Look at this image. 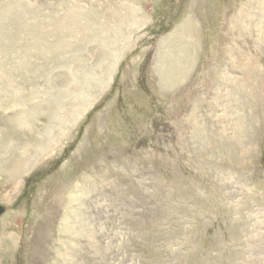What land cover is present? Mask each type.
<instances>
[{
	"label": "rangeland",
	"instance_id": "rangeland-1",
	"mask_svg": "<svg viewBox=\"0 0 264 264\" xmlns=\"http://www.w3.org/2000/svg\"><path fill=\"white\" fill-rule=\"evenodd\" d=\"M0 264H264V0H0Z\"/></svg>",
	"mask_w": 264,
	"mask_h": 264
},
{
	"label": "water",
	"instance_id": "water-1",
	"mask_svg": "<svg viewBox=\"0 0 264 264\" xmlns=\"http://www.w3.org/2000/svg\"><path fill=\"white\" fill-rule=\"evenodd\" d=\"M5 207H3L2 205H0V217L1 215H3L5 213Z\"/></svg>",
	"mask_w": 264,
	"mask_h": 264
}]
</instances>
